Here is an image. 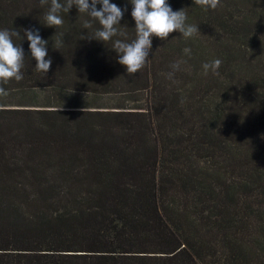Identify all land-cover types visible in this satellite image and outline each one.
Returning a JSON list of instances; mask_svg holds the SVG:
<instances>
[{"label":"trees","instance_id":"1","mask_svg":"<svg viewBox=\"0 0 264 264\" xmlns=\"http://www.w3.org/2000/svg\"><path fill=\"white\" fill-rule=\"evenodd\" d=\"M110 3L126 36L103 43L75 5L55 28L0 0V30H38L52 60L14 37L23 79L0 82V264H264V0H167L200 32L153 36L132 75L111 48L133 6Z\"/></svg>","mask_w":264,"mask_h":264},{"label":"clouds","instance_id":"2","mask_svg":"<svg viewBox=\"0 0 264 264\" xmlns=\"http://www.w3.org/2000/svg\"><path fill=\"white\" fill-rule=\"evenodd\" d=\"M40 5H49L45 14V26L58 27L63 24V18L59 15L61 11L68 13L70 8L75 5L78 12L87 13L89 17L99 22L101 26L93 36L94 39L101 42L112 40L115 36H126L123 32H118L116 25L123 17V10L110 0H66L62 4L60 0H39ZM132 11L131 16L135 21V39L131 42L116 39L112 41V48L118 56V63L125 67L129 75L137 73L149 61L148 54L152 46V37L160 40H166L170 33L177 31L185 38L191 37L200 32L198 25H186L187 14L184 8L173 11L167 0H129ZM195 5L201 6L204 10L216 9L220 5V0H193ZM100 8L97 10L96 5ZM91 21H85L84 27L90 28ZM23 32V36L20 32ZM21 41L26 39L31 54L35 59V69L37 72L46 74L52 64L50 58L46 59L48 53L46 45L47 40L40 37L38 30H0V82L7 83L10 79L20 81L23 79L21 69L23 67L24 52L20 44H16L13 38ZM59 45V41L57 42ZM185 54H190L191 49L185 48ZM177 61L171 67L178 70L180 63ZM222 61L216 59L210 63L202 65L205 74L209 70L215 75H219L218 69ZM172 78L173 73L167 74ZM0 95H7L3 87H0ZM60 110V109H59ZM58 110V111H59ZM83 112V109L81 110Z\"/></svg>","mask_w":264,"mask_h":264}]
</instances>
